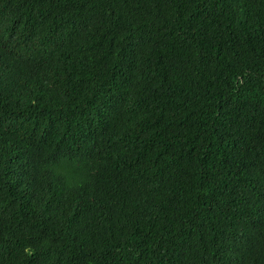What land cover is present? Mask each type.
I'll return each mask as SVG.
<instances>
[{"label": "trees", "instance_id": "1", "mask_svg": "<svg viewBox=\"0 0 264 264\" xmlns=\"http://www.w3.org/2000/svg\"><path fill=\"white\" fill-rule=\"evenodd\" d=\"M0 264H264V0H0Z\"/></svg>", "mask_w": 264, "mask_h": 264}]
</instances>
